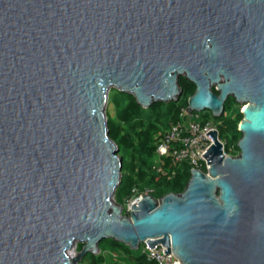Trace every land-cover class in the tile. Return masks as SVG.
<instances>
[{"label":"water","instance_id":"obj_1","mask_svg":"<svg viewBox=\"0 0 264 264\" xmlns=\"http://www.w3.org/2000/svg\"><path fill=\"white\" fill-rule=\"evenodd\" d=\"M181 76L188 113L244 105L239 151L210 130L206 172L123 214L109 92L177 102ZM103 239L264 264V0H0V264H79Z\"/></svg>","mask_w":264,"mask_h":264},{"label":"trees","instance_id":"obj_2","mask_svg":"<svg viewBox=\"0 0 264 264\" xmlns=\"http://www.w3.org/2000/svg\"><path fill=\"white\" fill-rule=\"evenodd\" d=\"M178 84L182 89V103H187V98L194 91V84L179 77ZM113 102L118 108L115 118L107 113L109 136L118 146V153L122 158V180L118 186L115 199L122 202L129 195L133 186L140 189L150 187L153 189L152 195L160 197L168 192H181L190 176V169L187 165L181 168L173 166L170 160L165 157L159 160L162 169L158 170L155 161V140L156 135L161 129L165 114L171 113L170 122L176 116L177 106L175 103L163 104L161 101L153 102L148 108L140 106L130 94L116 91ZM242 118L239 107L235 112L222 121L233 133L236 143L240 132L238 124ZM169 122V123H170ZM222 124V125H223ZM236 143L234 148L238 150ZM174 171V172H172ZM155 193V194H154ZM102 251L108 247H121L129 253L132 264H154L147 261L143 254L134 253L129 247L114 241L113 239H103L99 243ZM82 243H77L76 249L80 250ZM89 256V264H100L103 262L102 255Z\"/></svg>","mask_w":264,"mask_h":264},{"label":"built area","instance_id":"obj_3","mask_svg":"<svg viewBox=\"0 0 264 264\" xmlns=\"http://www.w3.org/2000/svg\"><path fill=\"white\" fill-rule=\"evenodd\" d=\"M186 104H180L176 110V117L167 127L159 129L155 140L156 166L161 170L159 160L167 157L171 165L185 163L190 169L198 168L207 171L210 163L202 154L211 146L213 139L209 134L210 130H215L217 139L222 144V150L225 155H235L232 153L234 147H226V141H223L219 135L218 124L213 120L202 119L197 111H188ZM174 172V171H172ZM153 193L150 187L140 189L133 186L123 201L122 213L128 215L131 205L139 202L143 194ZM141 254L145 256L147 261L154 264H179V260L172 252L165 253L166 246L161 244L150 248L146 243H141Z\"/></svg>","mask_w":264,"mask_h":264},{"label":"rangeland","instance_id":"obj_4","mask_svg":"<svg viewBox=\"0 0 264 264\" xmlns=\"http://www.w3.org/2000/svg\"><path fill=\"white\" fill-rule=\"evenodd\" d=\"M117 89L112 88L109 92V99L108 104L106 107V112L109 114L110 117L115 118V115L118 111V108L115 106L113 102V97L116 93ZM183 94L181 93L179 99L175 103V105L178 107V105L183 104L182 103ZM163 104H169L170 102H161ZM239 107V110L241 111L244 107V105L238 104L232 96H229L227 100L224 103V113L219 116L215 117L212 115L211 111L208 109L200 110L198 111L200 117L205 120H213L218 124L219 128V135L223 141H226V147L229 148L230 146L234 147V144L236 143V139L233 137V133L231 130L225 126L222 121L226 120L229 116H231L235 110ZM170 116L171 113L165 114V119L160 128H165L168 126L170 122ZM176 117V116H175ZM175 119V118H174ZM223 124V125H222ZM241 135V133H240ZM232 153L235 155L238 153V151L234 148ZM183 165H186L185 163L178 164L177 167H182ZM190 169V168H189ZM155 194V193H154ZM119 243V242H118ZM122 244V243H121ZM126 246V245H125ZM128 247V246H127ZM131 250V249H130ZM134 253L141 254V247H139L136 250H132ZM100 255L103 256V262L100 264H132L131 259L129 257V253H126L125 250H122L121 247H108L106 250L100 252ZM79 264H89V256H85Z\"/></svg>","mask_w":264,"mask_h":264}]
</instances>
